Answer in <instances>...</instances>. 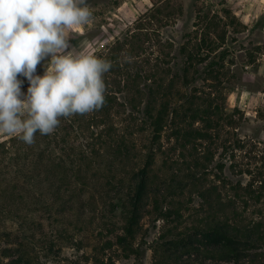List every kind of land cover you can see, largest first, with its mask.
Masks as SVG:
<instances>
[{"label": "trees", "instance_id": "16d2710c", "mask_svg": "<svg viewBox=\"0 0 264 264\" xmlns=\"http://www.w3.org/2000/svg\"><path fill=\"white\" fill-rule=\"evenodd\" d=\"M160 5L97 55L112 63L101 109L61 117L31 145L0 141V264L140 259L147 217L160 224L156 264H264V139L241 137L239 111L227 110L225 34L199 29L200 12L181 67L169 41L146 53ZM85 217H115L103 232L119 233L100 231L82 256Z\"/></svg>", "mask_w": 264, "mask_h": 264}, {"label": "rangeland", "instance_id": "374dc122", "mask_svg": "<svg viewBox=\"0 0 264 264\" xmlns=\"http://www.w3.org/2000/svg\"><path fill=\"white\" fill-rule=\"evenodd\" d=\"M155 3L161 4V10L149 21L150 25H146L147 28L154 29L151 32L152 40L145 44L146 53L157 51L161 41H169L174 46L172 53L177 57L174 62L181 67L183 58L180 49L188 39H194L192 33L198 24L199 13L201 12L203 21L199 29L210 23L212 29L219 25L217 30L220 34H225L219 51L223 53L222 79L227 96V110L239 111L237 117H242L239 131L241 137L264 139V0H109L98 6H89L93 14L91 22L79 32L72 33L69 43L77 52L85 51L97 56L104 50L103 47L122 38ZM214 39L215 35L212 34L211 40ZM162 52L166 59L173 58L168 49L162 48ZM46 63L47 61H42L37 65V75L44 74L43 65ZM18 78L24 80L21 91L26 93L29 87L27 79ZM8 137L0 135V141ZM68 219L72 221L73 217ZM84 220L86 224L82 235L79 234L84 248L79 255L90 254L91 246L98 243L96 235L100 231L107 237L119 233L117 231L111 235L103 232L105 224L118 221L115 217H85ZM142 224L143 231L136 241L142 249L141 258L126 256L118 250L115 254H107L112 256V264H156L153 251L149 248L158 236L160 224L154 226L148 217L144 218ZM64 254L68 261H75L78 256L68 248ZM105 262L108 264L110 261L105 259ZM81 264L88 263L82 259Z\"/></svg>", "mask_w": 264, "mask_h": 264}, {"label": "clouds", "instance_id": "9594fccd", "mask_svg": "<svg viewBox=\"0 0 264 264\" xmlns=\"http://www.w3.org/2000/svg\"><path fill=\"white\" fill-rule=\"evenodd\" d=\"M92 16L88 0H0V135L31 145L37 133L52 134L61 117L105 105L103 76L112 63L69 43ZM18 77L27 79L26 93Z\"/></svg>", "mask_w": 264, "mask_h": 264}]
</instances>
